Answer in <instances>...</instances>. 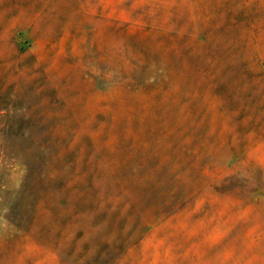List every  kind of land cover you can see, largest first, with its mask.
Segmentation results:
<instances>
[{
	"label": "rangeland",
	"instance_id": "obj_1",
	"mask_svg": "<svg viewBox=\"0 0 264 264\" xmlns=\"http://www.w3.org/2000/svg\"><path fill=\"white\" fill-rule=\"evenodd\" d=\"M179 1L0 0V59L13 55L23 70L16 88L0 83V264H264V141L251 143L244 156L222 155L189 197L151 198L168 202L163 210L170 217L147 226L133 249L37 244L59 220H68L62 200L85 209L88 200L81 198H100V184L101 190L112 188L104 181L92 190L75 183L73 173L57 171L75 155L57 154L87 135L116 144L128 124L120 114L125 109L104 104L123 85L160 79L170 54L164 41L155 45L154 39L179 30L194 5ZM225 1L200 0L199 10ZM246 2L251 11H262L255 19L259 35L249 37L261 39L255 66L264 72V0ZM37 141L48 147L38 167ZM51 172L58 174L51 178ZM180 188L193 187L187 181ZM45 198H51V214L40 216L37 206Z\"/></svg>",
	"mask_w": 264,
	"mask_h": 264
},
{
	"label": "trees",
	"instance_id": "obj_2",
	"mask_svg": "<svg viewBox=\"0 0 264 264\" xmlns=\"http://www.w3.org/2000/svg\"><path fill=\"white\" fill-rule=\"evenodd\" d=\"M234 1L201 11L200 0H192L184 25L154 39L155 45L162 46L164 41L170 54L166 68L159 69L160 79L152 84L151 79H144L141 84L123 85L104 104L108 108L116 103L125 109L119 113L128 124L114 146L108 139L101 142L87 135L62 147L57 158L67 153L75 158L59 173H73L75 183H88L91 190L96 181L112 188L101 190L100 184V198H81L88 200L85 209L74 206L72 200H62L64 206H59L68 220H59L47 238H37L39 246L133 249L143 241L147 226L170 215L163 210L168 202L151 198L189 197L206 181L203 172L222 155L244 156L251 143L264 141V72L255 66L254 51L261 39L249 37L253 31L259 35L255 19L262 11H251L246 0ZM17 62L13 55L0 59L3 87H17L23 74ZM148 65L142 67L141 75L149 71ZM28 137H34L33 131ZM142 146L147 148L143 152ZM46 148L37 141V167ZM205 150L219 156L206 158ZM122 171H126L124 176L119 174ZM55 174L51 172L50 177ZM187 181L193 188L184 192L180 186ZM50 199L37 206L40 216L51 214Z\"/></svg>",
	"mask_w": 264,
	"mask_h": 264
}]
</instances>
